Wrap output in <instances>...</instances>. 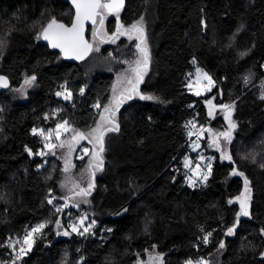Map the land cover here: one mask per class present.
<instances>
[{
  "label": "trees",
  "instance_id": "16d2710c",
  "mask_svg": "<svg viewBox=\"0 0 264 264\" xmlns=\"http://www.w3.org/2000/svg\"><path fill=\"white\" fill-rule=\"evenodd\" d=\"M145 6L129 0L119 15L131 23ZM153 14L156 78L145 87L153 99L112 115L119 130L106 132L102 167L77 159V148L64 174L60 146L46 150L33 129L68 121L90 133L104 113L108 121L104 106L117 69L87 74L83 65L93 52L73 63L49 50L41 33L53 18L71 23L68 0H0V73L13 87L28 76L37 80L25 101L0 95V264H11L20 244L8 245L40 223L46 226L34 234L27 264H133L149 250L164 264H264V0H158ZM116 15L107 16L109 31ZM196 63L215 82L203 95L187 87ZM209 100L220 109L217 119ZM223 105L231 106L235 124L224 129L231 131L225 153L232 159L216 155L206 181L190 185L185 158L194 157L196 142L182 152L187 129H223ZM233 169L249 180L248 216L238 217L239 203H229L244 190ZM72 174L79 189L89 186L87 202L79 192L61 196L60 182ZM83 212L96 223L86 236L68 227Z\"/></svg>",
  "mask_w": 264,
  "mask_h": 264
},
{
  "label": "rangeland",
  "instance_id": "374dc122",
  "mask_svg": "<svg viewBox=\"0 0 264 264\" xmlns=\"http://www.w3.org/2000/svg\"><path fill=\"white\" fill-rule=\"evenodd\" d=\"M157 1L158 0H148V2L146 3V6H145V10L142 13V16L135 23V24H138L139 26H142L148 33V39L146 42V46L149 50L148 57L150 59L151 66L149 68H146V70L144 71V75H143L144 80H145L144 83H147V84L151 83L152 81H155V78H156V62H155L154 56H153L154 49L156 47L154 36H153V28H154V23H153V21H154L153 15L154 14L153 13H155V11H156ZM117 15L120 19L119 14H117ZM119 23L121 24L120 20H119ZM117 25H118V21H116L115 29H117ZM124 28L129 29V27H125V26H124ZM101 31L103 33H107L110 36L111 31H106L105 23H104L103 29ZM93 32H94V29H93ZM93 32H92V34H93ZM119 40H120V38H117L114 43H111V45H117ZM91 41H93L95 44V47L93 50V55L91 58L87 59L83 65V67H85V72L87 74H89V72H110V73L112 71L114 72L115 71L114 70L115 65H113V63L110 59H114V61L118 62L119 65H123L124 70L122 72H120L121 68H119V69H117V72H114V74H113L114 80H116L115 85L117 87H116L115 91L112 93L113 95L110 94V97H109V99L105 105L108 107L111 106V107L116 108V104L119 101L117 99V94L119 92L128 93V88L125 87V84H129L128 81L130 79L133 80V82H135V77H134V74L132 73L131 69L136 66L137 61L143 62V58H142V56H140L139 58H137L134 61V63H130V62H128V60L124 56L119 55V50L121 49L120 47L117 50L118 52H116V54H114V56H110L109 54L107 55V53L105 54V52H102V49L106 45L105 43L101 42V40H99L98 38H94V37L91 38ZM97 48L99 49V51H96ZM104 51H106V50H104ZM197 69L201 70V72L199 74L197 73ZM118 72H120V73H118ZM204 73H206L207 76L210 77L208 72L206 70L202 69L196 63L194 71L191 72L187 77V87L192 93L195 94L196 90L200 89L201 90L200 95H203L207 92H210L215 87L214 80L210 77L212 83L209 84L208 79L205 78V76L203 75ZM32 77L33 76L26 77L19 87H13L9 92H7L10 95V97L13 98L15 101L27 100L28 93L37 88V84H36L37 80H36V78H35V80H32L31 79ZM197 81H199V82L197 83ZM117 82H118V84H117ZM189 84L192 85V88H189V86H188ZM129 85H132V84H129ZM209 88L211 89L210 91L208 90ZM64 92H65V89H64ZM67 93H69V92H67ZM125 103H127V102H125ZM105 106H104V108H105ZM230 109H231V106H230ZM230 109H228V110L224 109L222 111L221 117H223L224 120H220V123L224 126L223 129L218 130V129H213L211 126L203 127V126H197V125H192L189 129H187L189 135H188V139L185 141V143L182 147L183 153L185 152L187 142L193 137V136H191L192 133H194V136L201 137L200 141L196 142V145H194V148L192 149L193 150L192 153H193L194 157H192V155L189 156V154H187V156H186V158L191 157V159L194 161V163L196 165L194 169H191V171L193 173H188V175H187L190 185L200 184V183L206 181L204 179V176H207V178L210 176L214 161L216 159V155L221 154L223 156V153L227 152L230 142L226 141L223 137H220V139H219L220 147L218 148L212 144V138H213V135L218 134L222 131H225L224 129L227 128V125L229 124L230 118L226 119L225 117L228 116ZM219 111H220V109L217 106H215V104H212L211 106L209 105V112L211 113L212 118L217 119ZM104 116L106 117L105 113H104ZM230 120L232 123H234L233 119H230ZM100 122H98V123H100ZM103 123H104V127L107 126L108 125L107 119ZM97 124L93 127V129L96 128ZM116 126H118V125H116ZM67 127L73 129L74 131H78L73 126H71L69 124L67 125ZM53 129H55V128H53ZM209 129L211 130V134L208 131ZM40 130H44V129L43 128L37 129V133H39ZM48 130H50V129H48ZM48 130H44L45 135H47ZM78 132L84 134L85 138L79 139L78 141H71V137L73 135V132H67V133H62L60 139H57L55 134H53L49 138L48 141H46L44 139L45 140L44 144L45 143H52V144H56L57 147L61 143L64 144V147H60V151H59L60 158L62 159V161H64V164H65L64 174L66 173V171H67V173H69V170L73 167L71 161H74V155H75L77 148H80L77 159L82 160L84 158H88V162H92V164L94 163L95 165H97V163H98L96 160L93 159L94 153L98 150V145L95 143V140L93 139V137L88 135L89 132H87V131H84V132L78 131ZM40 136H42L44 138L43 135H40ZM205 136L208 137V149L212 152V154H209V152H210L209 150L204 149L205 145L203 144V142H201V140L203 141L204 138H206ZM69 141H71V145L68 143ZM107 141H108V135L105 134V141L104 142L106 143ZM83 142H86V145H83L82 144ZM84 148L88 149L87 153L83 152ZM45 149L50 151L46 147H45ZM183 153H182V155H183ZM201 157H203V159H201ZM209 164L211 165L210 169L208 167ZM65 169H67V170H65ZM66 179H67V177H66ZM93 179H95V173H93ZM80 182L81 181L74 174L70 175V178L68 180H64V176H63V179L60 182L61 196L64 197V196L68 195L69 193L71 194V192H73V193L79 192L78 195H81L82 200L87 202L88 199L85 198V194L81 192V188L79 189ZM249 188H250V184H249ZM86 191L87 192L89 191V186L86 187ZM250 194H251V191H250ZM232 203L234 204V203H239V202L234 200ZM88 214H90V213L83 212V213H81V215L76 220L73 218H70L68 220V227H69L70 231H72L71 225H75L77 228V231H72L73 233H78V234L83 235V236H86V235H89L90 233H92L96 223H95V221L89 220ZM81 220H83V224H81ZM84 228H88V231L85 232ZM33 246H34V244L32 245L31 250L33 249ZM30 251H27V253ZM156 251L157 250L146 251L145 258L141 257L139 255L133 264H164L163 256L161 254H158ZM260 257L262 259H264V252L261 254ZM200 262L202 264H206L204 260H200ZM188 264H190V262Z\"/></svg>",
  "mask_w": 264,
  "mask_h": 264
},
{
  "label": "snow or ice",
  "instance_id": "6c2138e0",
  "mask_svg": "<svg viewBox=\"0 0 264 264\" xmlns=\"http://www.w3.org/2000/svg\"><path fill=\"white\" fill-rule=\"evenodd\" d=\"M73 4L75 5L76 8V16L75 20L71 24V26H66L63 23L58 22L56 19H52L46 28H44L43 32L41 35L45 40H48L51 47L53 48H60L62 52L65 53L66 56L69 55H74L76 59H83L84 56H86L90 51L93 50L92 44H90L85 38H84V23L86 21H90L93 25L99 23V28L96 29V31L93 32V37L94 38H100L101 42H105V38L107 41L110 42H115V40L120 36V35H125L128 34L129 38H131V33L132 32H139L141 33L140 37V44L137 45L138 49L142 53L143 56V62L137 61L136 66L131 69L132 73L134 74L135 77V82L133 80H129L128 83L132 84V88L130 89L131 92L136 93L139 95L138 91V85L143 81V75L144 71L147 68V62H148V53H147V47H146V41L143 38V29L138 27V24H133L131 25L130 29H125L122 24L119 23V17L117 15V30L114 32L112 35H108L107 33H103L101 30L103 29L104 26V20H105V15L106 14H112V13H119L120 9L123 7L124 0H72ZM141 45H144V47H141ZM96 51H99L97 48ZM142 65V66H141ZM201 72L200 69H197V73L199 74ZM205 78L208 79L209 84L212 83L211 78L207 76L206 73L203 74ZM32 80H35V77L33 76L31 78ZM27 82V81H26ZM199 81H197L198 83ZM7 81L5 80L4 77L0 76V87H7ZM189 88H192V85H188ZM209 91L211 90L210 88L208 89ZM81 93H83V89H81ZM63 93L58 92L57 95L60 96ZM196 95L201 94V90L197 89L195 92ZM71 93L69 92L66 96L65 99H70L71 98ZM131 96L127 97H122L116 104V107H119V103L122 102L123 99H130ZM141 99H153V97L148 96L145 97L141 95ZM264 98V97H262ZM207 103L211 106L212 101L209 100ZM95 107H99V105H95ZM224 109L228 110L230 109L229 105H223L222 106ZM110 108L108 106H105L104 112H109ZM211 114V113H210ZM114 115V113H113ZM230 117V112L229 115L226 116V119H229ZM106 120V117L104 115H101L100 117V123L97 124L96 128L92 130L91 133L88 135L93 137L95 140V143L98 145V150L94 153L93 159L96 160L97 167H102L103 165V160L101 158V153L104 152L105 147H104V137L106 132H112V131H118V126H116L113 121L109 118L108 123L113 124L112 127H104V121ZM68 121H62L60 123H57L55 126V129H50L47 131V135H45L44 130H40L39 133H37L36 129H33V134H39L43 135L44 139L46 141L49 140V138L55 134L57 139H60L62 133H67V132H73V135L71 137V141H78L79 139H84L85 136L84 134L74 131L73 129L67 127ZM235 124L231 122L229 119V128H234ZM209 133L211 134V130H208ZM220 137H223L226 141L231 142L232 136H231V131H222L218 134L213 135L212 138V144L215 145L216 147H220L219 144V139ZM71 141L68 143L71 145ZM60 147H64V144L61 143L59 145ZM45 147L48 148L50 151L54 148L57 147L56 144L52 143H45ZM83 152L87 153L88 149L84 148ZM31 154V153H30ZM55 154V153H53ZM224 158L231 160V156L228 155L227 153H223ZM203 159V157H201ZM190 164V161H188L187 158H185V166L187 167ZM209 169L211 168V165H208ZM67 170V169H65ZM232 175L235 176H241L244 178L243 183H244V190L241 192L239 196H237L235 199L236 201L239 202L240 205V212L237 214V216H248L249 211H248V201L250 200V191L251 189L249 188V180L247 177L244 176L243 172H240L236 169H233ZM204 179H207V176H204ZM91 187V185H90ZM82 193L87 194L85 190H81ZM50 204L52 203V200L48 201ZM233 201H229V203H232ZM67 205H65L66 207ZM56 211H60V208L57 207ZM94 223V222H93ZM57 226H59L60 222L56 221ZM81 224H83V220H81ZM45 223H40L37 224L36 226L32 227L30 230H28L25 235L23 236L22 240L17 239L13 243H10L8 246L10 248H15V244H20L19 248V255L16 257V259H21L24 255L27 254V251H30L32 248V245L34 244V234L40 233L42 229L45 228ZM72 231H77V228L75 225H71ZM84 231L87 232L88 228H84ZM233 233V228H229L227 234L231 235ZM64 235H68L67 232L64 233ZM208 235H211L209 233ZM205 241H207V236H205ZM220 247H224L223 243H221Z\"/></svg>",
  "mask_w": 264,
  "mask_h": 264
},
{
  "label": "flooded vegetation",
  "instance_id": "af4514ba",
  "mask_svg": "<svg viewBox=\"0 0 264 264\" xmlns=\"http://www.w3.org/2000/svg\"><path fill=\"white\" fill-rule=\"evenodd\" d=\"M128 1L129 0H125L123 5H128ZM147 2H148V0H145V4ZM136 4H138V3H136ZM129 5H132V3H130ZM125 7L121 8L119 12H122ZM113 14H117V13H112V14H106L105 15L104 23H105V26H106V31H109V29L107 28V22H108L107 16L108 15L113 16ZM118 14H120V13H118ZM141 16L142 15L137 16V18L135 20H133V22H131V23H128V21H127V19H125V17L122 18L120 16L121 18L119 20H120V22H121L122 25H124L125 27H129V29H130L131 28V25L135 24L140 19ZM97 25H98V23L96 24V26H92V27L89 28V34H88V36H89L90 41H91V38H93V34H92L93 29H94V31H96ZM138 27H140V28L143 29L142 35H143L144 40L147 42V39H148V33H147V31L142 26H139L138 25ZM116 30L117 29H115V27H114L113 30L110 32V35H112L114 32H116ZM140 37H141V33H139V32H132L131 33V38H129V35L128 34L120 35L118 37V38H120V40L118 41V44L117 45H111V43H113V42L107 41L106 38H105V42H103V43H105L106 45L102 49V52H104V50H107V55L109 54L110 56H114V54H116V52H118L117 50L120 47L121 49L119 50V55L120 56H124L128 60V62L134 63V61L137 58H139L140 56H142V53L140 52V50L137 47V45L141 43L140 42ZM98 39L101 40L100 38H98ZM91 42L93 43V45L95 47L94 42L93 41H91ZM141 47H144V45H141ZM147 53L149 54L148 48H147ZM153 56H154V53H153ZM142 58H143V56H142ZM110 60L112 61L113 65H115L114 66L115 67L114 70L119 69V68H121L120 72H122L124 70L123 65H119V63L116 62V61H114V59H110ZM150 66H151V63H150V59L148 57L147 68H149ZM120 72H118V73H120ZM106 73H110V72H106ZM144 82H145V80H144V76H143V81L138 85L139 95H137L136 93L130 91V89L132 88V85H129V84H125V87L128 88V93H126V92H119L117 94V99L118 100H120L122 97H127V96H131V98L130 99H123L122 102L119 103V107L118 108L117 107L114 108V107H111V106L109 107L110 108V111L107 112V116L113 121L114 124L115 123L117 124V122H115V120L112 118L113 113L119 115L121 113L120 111L122 109H124L125 106L128 103H132L134 101L142 100L140 98L141 95H143L145 97L148 95V93L145 92V87L147 86V83H144ZM115 83H116V80H114L113 83L110 85V92L111 93H113L115 91L116 87H117L115 85ZM117 84H118V82H117ZM125 102H127V103H125ZM67 204H68V201H67Z\"/></svg>",
  "mask_w": 264,
  "mask_h": 264
},
{
  "label": "water",
  "instance_id": "95a60500",
  "mask_svg": "<svg viewBox=\"0 0 264 264\" xmlns=\"http://www.w3.org/2000/svg\"><path fill=\"white\" fill-rule=\"evenodd\" d=\"M124 1H125V0H124ZM68 3L70 4L71 8L73 9V11H74V15H73V19H72V21H71L70 24H67V23H63V24H65L66 26H71V24H72L73 21L75 20V16H76V8H75V5L73 4L72 0H68ZM125 6H126V5H123V7H125ZM123 7H122V8H123ZM60 23H62V22H60ZM92 26H94V25H93L90 21H86V22L84 23V38H85L90 44H92L93 49H94V45H93V43L90 41L89 36H88V34H89V28L92 27ZM99 27H100V26H99V23H98V25H97V29H98ZM42 38H43V36H42ZM43 40H44L45 44L47 45V47L49 48V50H50L51 52L60 53V54L62 55V57L64 58V60H65V61H68V62H73V63H80V62H83L84 60H86V59L91 55V53H92V51H93V50L90 51L86 56H84L83 59H76L74 55L66 56L65 53L62 52V51L60 50V48H53V47H51V45H50V43H49L48 40H45L44 38H43ZM0 76H2V77L5 78V80L7 81V85H8L7 87H0V95H1V94H3V93L8 92V91L11 89V87H12V80L10 79V77H9L8 75H6V74H4V73H0ZM104 146H105V143H104Z\"/></svg>",
  "mask_w": 264,
  "mask_h": 264
},
{
  "label": "built area",
  "instance_id": "2783aa9c",
  "mask_svg": "<svg viewBox=\"0 0 264 264\" xmlns=\"http://www.w3.org/2000/svg\"><path fill=\"white\" fill-rule=\"evenodd\" d=\"M193 136L191 139H200V137L198 136H194V133H192ZM188 161H190V164L187 166V168L189 169H194L195 168V163L194 161L191 159V157L187 158ZM32 251V250H31ZM30 251V252H31ZM30 252H28L26 255H24L21 259H14L11 264H27L26 263V260H27V257L29 256ZM0 254H2V251H0Z\"/></svg>",
  "mask_w": 264,
  "mask_h": 264
},
{
  "label": "bare ground",
  "instance_id": "6f19581e",
  "mask_svg": "<svg viewBox=\"0 0 264 264\" xmlns=\"http://www.w3.org/2000/svg\"><path fill=\"white\" fill-rule=\"evenodd\" d=\"M12 87H13V85H12ZM12 87H11V89H12ZM11 89H10V90H11ZM10 90H9V91H10ZM199 140H200V139H194V138H193V139L191 140V142H192V143H195V142H198ZM18 255H19V254H15V258L11 259V261H13L14 259H16V257H17ZM192 264H201V263L198 262V263H192Z\"/></svg>",
  "mask_w": 264,
  "mask_h": 264
}]
</instances>
